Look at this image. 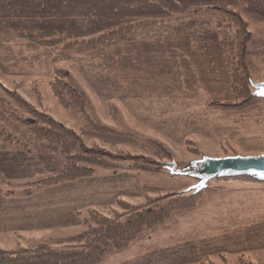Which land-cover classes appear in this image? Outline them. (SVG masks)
Returning a JSON list of instances; mask_svg holds the SVG:
<instances>
[{"label": "rangeland", "instance_id": "rangeland-1", "mask_svg": "<svg viewBox=\"0 0 264 264\" xmlns=\"http://www.w3.org/2000/svg\"><path fill=\"white\" fill-rule=\"evenodd\" d=\"M41 1L39 9L48 11L49 0ZM155 1L160 12L144 14L137 29L129 21L118 49L100 38L21 35L0 21L1 250L65 246L60 241L84 233L93 216L114 219L127 204L155 211L171 205L101 264H264V183L214 181L193 196L186 190L195 181L165 168L264 153V100H252L251 86L264 82V19L244 13L246 0ZM22 2L18 17L31 13ZM240 17L252 34L245 58L250 96L232 89ZM59 71L86 94L84 114L55 98ZM225 103L231 110L221 108ZM34 112L73 130L86 148L110 153L113 167L96 165L92 177L75 182L48 181L69 158L61 145L33 136L30 123L40 122ZM87 116L134 143L83 136ZM180 196H191L190 203Z\"/></svg>", "mask_w": 264, "mask_h": 264}, {"label": "trees", "instance_id": "trees-1", "mask_svg": "<svg viewBox=\"0 0 264 264\" xmlns=\"http://www.w3.org/2000/svg\"><path fill=\"white\" fill-rule=\"evenodd\" d=\"M246 5L244 12L246 15L264 19V0H246ZM214 10L222 12L223 8L216 7ZM240 18L238 21L241 27L233 45V49L238 53L239 60L237 61L234 69L235 73H233L232 77V89L237 96L244 94L250 96L252 91L248 84V69L245 58L247 46L252 39V34L247 27L248 23L243 22L242 17ZM113 20L120 21V19ZM85 38H94V40L100 38L102 40L101 45L107 42L112 44L115 49H118L124 41V36L120 34L88 36ZM115 56L117 59L119 58L118 54H115ZM240 71H242V74ZM67 76L68 73L65 71H59L57 73L56 81L52 83L53 94L64 109L76 110L84 114L89 104L88 98L86 94L73 88L64 81ZM7 93L11 95V92L8 90ZM252 100L257 102L262 101L255 96H252ZM21 104L20 106L22 108L29 107L22 101ZM232 107L231 104L225 103L221 108L224 111H229ZM34 114L40 122L30 123V126H35L33 136L37 140H46L61 145L63 153L69 158L63 171L55 177L47 179L48 181L54 183V185L75 182L82 178L92 177L94 174L93 167L96 165H111V168L113 167L110 163L111 158H113L110 153L104 150H90L86 148L81 138L73 130L59 123L52 116L40 115L36 114V112ZM29 120L27 119L28 122H30ZM83 136H97L95 138L107 144H113L114 146L127 142L134 143L133 136L113 131L100 125L88 116ZM106 158L108 162L105 161ZM190 198L191 196H180L178 200L179 202L190 203L188 201ZM124 207V212L121 215H115L114 219L106 216H93L91 222H86L88 228L84 233L60 241L64 242L66 244L65 246L54 247L53 245L43 244L33 249L20 248L15 251L0 249V264H101L108 253L126 249L144 229L153 227V220L156 222V218L162 217L163 213L171 205L166 208L158 207L159 210L156 211L155 208L142 210L141 207H131L129 204L124 205Z\"/></svg>", "mask_w": 264, "mask_h": 264}, {"label": "crops", "instance_id": "crops-1", "mask_svg": "<svg viewBox=\"0 0 264 264\" xmlns=\"http://www.w3.org/2000/svg\"><path fill=\"white\" fill-rule=\"evenodd\" d=\"M22 1L31 13L18 17L15 12L17 0H0V21L11 22L13 31L27 36H33L36 31L38 35L50 37L124 36L129 21L137 29L144 14L153 19L161 10L160 3L155 0H61L58 7H55L58 0H49L44 3L48 11L39 9V4L44 1Z\"/></svg>", "mask_w": 264, "mask_h": 264}, {"label": "water", "instance_id": "water-1", "mask_svg": "<svg viewBox=\"0 0 264 264\" xmlns=\"http://www.w3.org/2000/svg\"><path fill=\"white\" fill-rule=\"evenodd\" d=\"M253 96L264 100V82L254 83L251 81ZM166 170L174 177L188 178L195 184L186 190L197 196L207 190L212 182L244 179L255 184L264 183V153L259 155H236L226 157L203 156L187 164L179 166L172 161L165 166Z\"/></svg>", "mask_w": 264, "mask_h": 264}]
</instances>
